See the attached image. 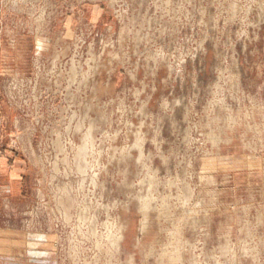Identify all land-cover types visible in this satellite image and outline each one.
Wrapping results in <instances>:
<instances>
[{
    "label": "rangeland",
    "instance_id": "1",
    "mask_svg": "<svg viewBox=\"0 0 264 264\" xmlns=\"http://www.w3.org/2000/svg\"><path fill=\"white\" fill-rule=\"evenodd\" d=\"M42 234L264 264V0H0V264Z\"/></svg>",
    "mask_w": 264,
    "mask_h": 264
},
{
    "label": "crops",
    "instance_id": "2",
    "mask_svg": "<svg viewBox=\"0 0 264 264\" xmlns=\"http://www.w3.org/2000/svg\"><path fill=\"white\" fill-rule=\"evenodd\" d=\"M38 237H42L43 242L41 244H38L39 246L37 247V249H35L37 256L33 254V249L29 247V250L31 251L30 253L33 255L29 254L32 259H30V262H28V264H58L56 252L52 249V236L42 234Z\"/></svg>",
    "mask_w": 264,
    "mask_h": 264
},
{
    "label": "bare ground",
    "instance_id": "3",
    "mask_svg": "<svg viewBox=\"0 0 264 264\" xmlns=\"http://www.w3.org/2000/svg\"><path fill=\"white\" fill-rule=\"evenodd\" d=\"M145 223H146V222H145ZM121 238H123V235H122V237H119L117 241L120 242ZM121 241H123V239H122ZM38 255H39V254H38ZM35 256H37L36 253H35Z\"/></svg>",
    "mask_w": 264,
    "mask_h": 264
}]
</instances>
